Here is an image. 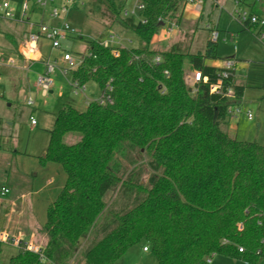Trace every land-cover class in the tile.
Instances as JSON below:
<instances>
[{"label": "trees", "instance_id": "16d2710c", "mask_svg": "<svg viewBox=\"0 0 264 264\" xmlns=\"http://www.w3.org/2000/svg\"><path fill=\"white\" fill-rule=\"evenodd\" d=\"M138 1L140 20L125 16L114 0H91L106 28L133 31L144 47L115 55L88 41L72 82L101 90L110 84L112 101H93L84 111L65 105L56 115L40 161L60 164L67 180L47 210L48 242L42 255L20 248L9 264H116L141 243L158 264H209L215 255L247 264L264 258V145L227 131L232 101L243 99L245 87L234 74L224 83L234 88V100L211 93L221 79V69L207 63L219 60L211 39L197 53L185 42L153 51L162 23L180 24L185 0ZM259 2L249 10L263 16ZM186 58L209 80L195 95ZM70 134L81 139L67 144Z\"/></svg>", "mask_w": 264, "mask_h": 264}, {"label": "rangeland", "instance_id": "374dc122", "mask_svg": "<svg viewBox=\"0 0 264 264\" xmlns=\"http://www.w3.org/2000/svg\"><path fill=\"white\" fill-rule=\"evenodd\" d=\"M48 1L49 3L47 5L40 4L39 0H9V3L11 5L13 4V7L15 5L19 9V12L20 7L23 9V6L27 4V17L31 19L33 23L41 24L42 21H44V17L58 22L57 19L52 17V11L55 8H62L66 0ZM254 2L255 0H245L242 8L249 10L250 5L254 4ZM212 3H214V1L207 0L204 7L205 18L202 22L198 21L191 23V21L183 19L181 25L172 33L170 43L157 44V39L159 37L162 38V33H160L155 37L152 43V49L156 52L165 51L169 44L177 41L182 32H187L189 34H186L183 42L189 47V51L191 53L201 52L204 51L208 40L211 39L208 26L217 30L220 33V39L218 40L219 60L208 61L207 63L216 68H221L225 60L231 58L235 59L237 61L235 70L237 83L245 87L243 101L240 106L243 113L240 114L238 118L233 119V124L236 128L232 129L233 131H231L230 136L241 141L257 142L260 145H264V42L260 41L256 30H243L241 22L233 16L237 8L235 0H222L220 1V5H215V7ZM137 5L138 0H126L125 7L128 11L132 12L134 8L136 9ZM91 10H95V13L90 14ZM257 11L264 16V2H259L257 4ZM64 17L65 19L63 22L77 30L79 34L73 38L63 40L62 49L60 50H53L51 44L47 40H43L44 42L42 41L41 44L44 45V51L51 53L50 58H48L50 59L48 62L49 64L58 62V66L62 67L60 61H62L65 53L72 55L75 61L81 60L88 53L89 40L96 39L103 42L108 39L110 32L115 33L126 48L140 49L144 47L143 40L133 31L122 30L118 26L112 27V30L109 31L99 20V12L96 11V7L92 5L90 0H76L75 3L69 6V11L66 15H63V18ZM135 18L136 20H140V11L137 10ZM59 22H61L60 24L63 23L60 20ZM81 37L84 39L81 40ZM65 67H67V65ZM185 73L186 81L190 84L193 78V71L191 70L187 58L185 59ZM53 76L57 91L54 95L49 96L51 97V102H55V98L58 99L57 97L63 89L64 95L70 92L73 93L69 81L65 80L66 77L68 80L71 79L72 69L67 70L66 74L62 73L60 69H57ZM93 85L95 84L91 83L88 87ZM98 90L97 87L93 86L87 93L88 98L94 99L95 95L99 92ZM49 97L46 100H49ZM73 97L79 100L77 104H74L75 108L80 111L86 110V100L81 98L79 94ZM42 100L44 104L45 99ZM26 102L27 97H22L21 103L15 104L11 112H9L10 115L13 114L12 116H16L13 119L14 126H5L7 130L2 136L0 135V142L5 145H9L11 142L14 147H19L22 152L29 146V150L36 152L41 149V146L44 144V139L46 138V134L42 127V121L48 119L47 112L49 110L44 108L43 105L38 107L33 117L39 122V126L37 128H32L30 120L32 110ZM246 111L252 112V121L247 119L245 115ZM18 121L19 123H17ZM80 139V134H70L67 135L64 140L67 144H74ZM147 179L148 174L145 176V180ZM2 188V181L0 180V190ZM112 197L113 194H109L106 201L109 203ZM20 208L21 205H18L14 211L10 209L8 214L14 219L20 212ZM0 210L2 215H5V210L2 208ZM0 223L2 224L3 222ZM0 233L6 235L1 229ZM7 236L17 239L14 236ZM146 246L147 245L144 243L134 246L116 264H158L151 250H149L148 253L144 251ZM16 247L17 246L7 241H0V264H8L9 258L15 254L17 248H19ZM220 257V255H215L211 260L216 261ZM226 259L227 262L224 264H247L240 260ZM255 264H264V258Z\"/></svg>", "mask_w": 264, "mask_h": 264}, {"label": "crops", "instance_id": "0c3cea01", "mask_svg": "<svg viewBox=\"0 0 264 264\" xmlns=\"http://www.w3.org/2000/svg\"><path fill=\"white\" fill-rule=\"evenodd\" d=\"M212 1H214L212 5L215 7V5H220V1L222 0ZM115 2L124 5V7L126 6V0H115ZM206 2L207 0H205V5ZM11 8L14 13L12 19L0 18V75L3 78V95L0 97V135L2 136L3 133H6L7 128H5V126H14L13 119L16 116H12L13 114L10 115L9 112H11L15 104L21 103L22 97H27V100L31 98L34 101V106L30 108L32 110L30 120L40 105H43L44 108L49 111L47 112L48 119L42 121V127L46 134V138L40 150L33 152L28 149V146V148L22 152L19 147H14L11 142L9 145L0 142V180L2 181V187L10 189V194L6 197L0 195V209L2 208L5 210V215H2L0 210V222H3L2 224L0 223V229L3 230L6 235L16 237L26 246H32L36 249H45L48 242L47 235L44 232L47 210L49 205L56 201L62 192L66 184L67 175L60 164L47 162L45 165H42L40 158L44 157L46 154L50 140L49 131L54 127L56 115L65 105L74 106L79 100L73 97L74 95H78L75 94L71 85L72 77L69 80L66 77L67 79L65 78V80L69 81V85H71L74 94L70 92L64 95L63 89L57 97L59 100L55 98V102H51V97L49 96L54 95L57 91L54 81V87L49 95L47 97L42 95L37 88V78L45 72L46 65L50 60L48 58H50L51 53L44 51V45L41 44L43 40H40L37 44L28 41L29 32L37 31L40 25H47L50 27L60 26L61 22H59V20L63 22L65 17L63 18V16H61L55 18L58 22L44 17V21H42L41 24H36L31 22V19L27 17V13H23L21 7L20 12L15 5L13 7V4ZM125 11H128L126 7ZM90 14L93 13L90 12ZM180 15L181 22L178 27L181 25L183 19H187L191 21V23H194L198 21L202 22L205 18L204 10L202 13H199L190 6L182 7ZM167 27L168 23L162 26L159 32V34L162 33V38L159 37L157 39V44L170 43L172 36H170L169 39H165L164 37ZM108 30L111 31L112 29ZM186 34L188 35L189 33L182 32L177 41L169 44L165 51H168L175 44L183 42ZM158 52L164 51H157V53ZM11 61H14V64H11ZM60 65L62 66L61 68H64L66 63L60 61ZM235 81L236 84H238L236 75ZM88 86L89 85H87V92L85 95L79 94L81 98L86 100V108L89 101L98 99L102 93V90L98 86L93 85L99 89V92L95 95L94 99H90L87 93L93 86ZM48 97L49 100H46ZM42 99H45L44 104ZM242 101L243 99L237 102L232 101V104L240 107ZM17 123H19V121ZM233 123V119L229 118V125L227 126L229 134L233 131L232 129L236 128ZM38 126L39 122L36 121V125L32 126V128H37ZM18 205H21L20 212L16 215V218L13 219V217L8 214V211L10 209L14 211ZM19 251L20 248H17L16 253L9 258L8 264ZM145 252L148 253L149 251ZM226 258L228 257L221 256L216 261L211 260L209 264H224L227 262Z\"/></svg>", "mask_w": 264, "mask_h": 264}, {"label": "built area", "instance_id": "2783aa9c", "mask_svg": "<svg viewBox=\"0 0 264 264\" xmlns=\"http://www.w3.org/2000/svg\"><path fill=\"white\" fill-rule=\"evenodd\" d=\"M53 1V0H52ZM115 1V0H114ZM236 1V10L233 13V16L238 19L241 24H246L255 27V30L257 31L258 38L260 41L264 42V16H259L255 13H252L250 10L242 8V5L244 4V0H235ZM40 4L47 5L49 3L48 0H39ZM75 0H66L65 4L62 8H55L52 11V17L59 18L63 15H66L69 11V6L74 3ZM193 7L197 12L202 13L205 6V0H185L183 3V7ZM23 13L25 14L27 11V4L23 6ZM138 11H143L144 6L142 4H138L136 9H134L132 12L125 11V16H135V14ZM14 17L13 9L11 8V5L9 1L2 0L0 1V18L3 19H12ZM178 27L175 23H168V27L165 31V39H168L174 30ZM208 30L210 31V38L213 42H218L220 39V33L217 30H214L210 26H208ZM79 32L75 29H73L70 25L63 22L60 26L57 27H50L47 25H40L37 29V31H31L28 34V41L33 44H37L40 40H47L50 44L53 50H60L62 49V41L67 40L69 38H73L75 36H78ZM102 45L105 48L111 49L112 53L115 55L119 54L118 49L123 48V45L121 43V39L113 32H110V35L108 39L102 42ZM62 61L66 63V68H61L58 66V62L55 64H47L46 70L43 74L39 75L37 78V88L40 90L43 96L47 97L49 93L51 92L52 88L54 87V79L53 75L55 74L57 69H60V71L64 74H66L67 70L69 69H76L79 65V61H75L72 55L65 53ZM155 63L161 62V57L156 56L154 59ZM11 64H14V61H11ZM237 66V61L233 58L227 59L224 61L223 66L220 68L221 72V79L218 81V83L213 84L211 86V93L224 95L232 100L235 99V91L233 87L225 88L224 83L226 80L230 79L231 76L235 74ZM208 78L204 77L200 71L193 72V78L191 79L190 85L193 87L192 94L195 95L198 91V85L202 82L208 83ZM3 78L0 75V97L3 95V86H2ZM71 85L75 91V94L78 95H85L87 92V86L80 85L76 82H71ZM112 93H113V87L109 84L106 86L104 90H102V93L100 97L94 101L98 102L99 104H107L112 101ZM235 101V100H234ZM93 102L89 101L88 105ZM27 105L29 107L34 106V101L30 98L27 100ZM242 109L237 106L233 105L229 109V118L230 119H236L240 114H242ZM246 117L249 121L253 120V114L251 111H246ZM31 125L35 126L36 121L33 117H31ZM10 194V189L3 187L0 190V195L2 197H6ZM0 241H7L11 244H14L15 246L19 248L28 249L34 252L39 253L40 255L43 254L44 249H36L32 246H26L23 244L22 241L10 238L7 235L0 233ZM26 246V247H25ZM144 251H149L148 247L144 248ZM240 252H243V249H240ZM208 263L211 262V259L207 261Z\"/></svg>", "mask_w": 264, "mask_h": 264}, {"label": "water", "instance_id": "95a60500", "mask_svg": "<svg viewBox=\"0 0 264 264\" xmlns=\"http://www.w3.org/2000/svg\"><path fill=\"white\" fill-rule=\"evenodd\" d=\"M164 25H165V23L163 22V23H162V26H164Z\"/></svg>", "mask_w": 264, "mask_h": 264}]
</instances>
